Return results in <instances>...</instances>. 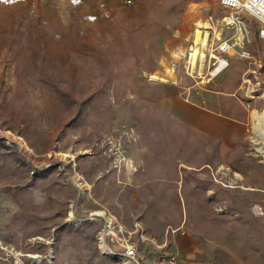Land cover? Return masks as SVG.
I'll list each match as a JSON object with an SVG mask.
<instances>
[{
  "label": "trees",
  "instance_id": "trees-1",
  "mask_svg": "<svg viewBox=\"0 0 264 264\" xmlns=\"http://www.w3.org/2000/svg\"><path fill=\"white\" fill-rule=\"evenodd\" d=\"M153 1L152 7L158 0ZM177 1L181 4L179 10H184L188 0ZM71 3L70 20L66 23L57 14L41 19L37 8L24 0H0V44L10 45L15 53L21 87L33 91L40 100L48 99L44 104L28 105L16 132L37 151L46 152L57 145L59 150H79L76 170L92 185L93 198L112 210L117 203L132 204L138 220L149 210L163 206L171 211L173 229L179 227L177 222L189 225L188 217L197 216L201 220L199 227L209 234H219L232 219L247 218L253 194L219 185L213 177V171L222 163L224 141L188 128L165 112L154 111L151 102L137 107L135 102L131 108L137 122L134 126L150 150L144 154L148 167L145 171L139 168L136 176L143 185L149 183L153 193L140 195V203L135 199L137 187L119 181L109 167L107 144L102 141L113 134L115 104L123 97L125 102L131 101L121 83H134L141 71L155 70V31L167 28L168 23L151 14L148 7L133 17L124 11H116L112 18L98 15L94 22L103 37L97 40L82 27L92 0ZM51 116H55L54 124L48 126ZM5 139L0 137V161L2 150L7 149L5 154L12 157V162L4 161L0 174L14 175L7 181L5 192L20 207L11 216L8 228L22 233L23 240L53 237L58 261L63 248H75L79 251V264H121L117 258L99 251L97 221L66 220L70 198L77 188L70 184L71 194L66 197L60 169L63 161L34 169L28 157L6 145ZM226 162L233 170H239L237 165H246L250 183L264 188V164L246 151L245 142L239 141L230 150ZM16 170L23 175L19 176ZM257 178L261 180L255 181ZM38 187L46 192L50 203L47 210L34 202L33 189ZM212 188L213 196L208 194ZM177 200L185 203V211L178 209ZM216 203H224L228 211L216 213ZM42 246L46 251L45 243ZM114 248L121 249L116 245Z\"/></svg>",
  "mask_w": 264,
  "mask_h": 264
},
{
  "label": "rangeland",
  "instance_id": "rangeland-1",
  "mask_svg": "<svg viewBox=\"0 0 264 264\" xmlns=\"http://www.w3.org/2000/svg\"><path fill=\"white\" fill-rule=\"evenodd\" d=\"M24 1L33 4L43 20L48 11H55L54 15L57 14L66 23L70 20L71 0ZM154 2L153 0H92L86 9L88 19L82 23L85 32L97 40L103 37L99 26L94 22V17L98 15L112 18L116 11H124L128 16L133 17L144 7H148L151 14L164 18L168 23L167 28L155 31L157 39L155 70L141 71L134 79V83L127 81L121 83L122 87L126 88L125 96L131 101L125 102L123 97L115 104L113 134L106 136L102 141L103 145L107 144L106 155L110 159L109 167L114 169L119 181L137 187L135 199L140 203H142L140 195L153 193L150 184L143 185L136 176L139 168L145 171L148 167L144 154L149 153L150 150L142 134L134 126L137 122L131 108L135 102V107L151 102L154 111L165 112L184 122L188 128L196 129L212 139L221 138L224 141L222 163L213 171V177L219 185L242 194L248 192L253 194V201L246 214L247 218L232 219L219 234H209L204 228L199 227L201 220L197 216L188 217L189 225L184 221L177 222L180 224L179 227L173 229L171 211L163 206L149 210L142 220H138L139 216L133 214L136 209L132 204L117 203V208L112 210L93 198L92 185L76 170V154L79 150H59L57 145L46 152L37 151L16 132L21 126L23 113L28 105L38 102L44 104L48 99L40 100L33 91H26L21 87L16 75L15 53L10 45L2 44H0V137L6 138L4 140L6 145L28 157L34 169L50 165L54 161H63L60 169L66 197L71 194L68 188L70 184H74L77 188L75 196L70 198L66 220L69 216L70 218L75 216L77 219L87 218L92 212L105 210L117 218L125 229L136 230L128 235L136 241L140 264H146L148 260L152 261V264H172L169 260L173 255L178 259L176 264H181V259H185L186 264H264V188H260L261 185L258 183H250L246 165H237L239 170H233L226 162L230 150L239 141L245 142L246 151L254 156L260 154L262 158L261 154L264 150V143H258L255 135L257 130L264 133L254 126L255 111L264 109V49L257 34V22L242 11L233 12L224 8L219 0H188L182 11L179 10L181 4L177 0H158L157 5L155 3L152 7ZM237 18L247 24V30L239 28L241 25L239 21L238 29L236 26L226 28V20L231 23L233 19L237 21ZM198 21L208 22L212 27L201 28L204 33L209 31V36L206 45L200 43L197 46L200 53L194 67L192 61L188 62L190 59L188 52L190 46L194 44V32ZM247 32L249 41L245 40L244 43L253 52L254 57L249 60L243 59L240 46L236 44L228 54L229 64L222 72L211 78L210 45L214 43L216 47L223 38L232 40L236 37L241 41ZM108 36L111 37V34ZM192 55L193 51L191 60ZM194 105L204 106L217 116L209 118L207 116L210 112L207 111V115L202 114V117L197 113ZM54 118L55 116H51L46 124L52 126ZM199 123L205 125L204 128H200ZM6 152L7 149L2 150L0 165L4 161L12 162V157L7 156ZM16 171L19 176L23 175L21 170ZM235 172L240 173L242 178L234 174ZM32 174L33 170L30 172V175ZM13 178L14 175L11 173L8 176L0 174V195H8L5 192L7 181ZM257 180L261 179H255ZM239 184H243L245 188L232 187ZM58 189L57 187V191ZM214 193L215 188L208 192L211 196ZM64 197L65 195L61 196ZM10 199L13 200L11 196ZM33 199L43 210H47L46 207L50 205L46 199V192L40 187L33 189ZM177 207L186 210L185 203L179 200ZM214 207L218 214L228 211V206H224V203H216ZM253 207H261L262 212L255 213ZM71 211L73 215L70 214ZM186 216L187 214L184 213L185 218ZM175 217L179 218V214L176 213ZM97 222L102 224L100 218ZM6 228L8 232L6 236H0V264H19L17 251L40 255L30 258L24 256L25 264H62V260L56 259L53 237L36 236L23 240L22 233L12 232L8 226ZM185 234L191 235L195 243L196 252L191 251L189 255L184 251L185 249L178 251L172 249L176 238ZM44 243L47 246L46 251H43ZM28 250L30 252H27ZM99 251L109 257L101 249ZM49 253L53 254L51 263L48 261ZM83 253L87 254V251L84 250ZM41 259L42 261L38 262ZM117 259L123 264L121 259Z\"/></svg>",
  "mask_w": 264,
  "mask_h": 264
},
{
  "label": "built area",
  "instance_id": "built-area-1",
  "mask_svg": "<svg viewBox=\"0 0 264 264\" xmlns=\"http://www.w3.org/2000/svg\"><path fill=\"white\" fill-rule=\"evenodd\" d=\"M219 3L221 6H223L226 9H231L233 12H240L247 14L254 20H256L258 25L257 34L261 41V44L264 49V0H219ZM240 19L237 18V21L233 19V22H228L226 20V28H234L235 26L238 29V21ZM245 28L247 29V24L244 23ZM224 30V28H222ZM248 38V39H247ZM245 40L249 41V33L247 32L241 41L236 39L234 37L232 40L230 38H223L220 40L219 44L215 47L214 43L210 45V53H209V59L212 66H210V77L213 78L216 75H218L220 72H222L226 66L229 64V57L228 54L232 47H234L236 44L240 46V53L243 59L249 60L254 57V54L251 50L248 49V47L245 45ZM243 42V44H241ZM192 46H190V50L188 52L189 54V60L188 62H191V53H192ZM199 57V56H198ZM206 60V59H205ZM198 61V58H197ZM196 61V63H197ZM203 66V65H202ZM196 71V70H195ZM194 71V73H195ZM191 76H194L191 74ZM256 138L258 143H264V136L259 132L256 131ZM262 158L260 157V154H256L255 156L259 158L261 162L264 163V150L261 154ZM237 176H240L242 178L241 174L238 172H235ZM230 185V184H229ZM239 187V188H245L243 184L239 185H232V187ZM255 213H261L262 209L261 207H253ZM71 215H73V212H70ZM90 220H98L100 218L102 224L100 225V229L97 233V245L98 248L101 249L105 254H107L109 257H115L122 260L123 264H140V259L138 257V252L136 248V241L135 239L128 234H132L135 231H129L124 228L123 224L119 223L118 219L115 218L113 215L108 214L105 210L95 211L90 213V215L87 217ZM69 222L76 223L77 218L73 216L72 218H68ZM128 235V236H127ZM119 246L121 249L116 250L114 246ZM123 251V252H122ZM18 255V263L19 264H25L23 257H38L39 254H31V253H21L17 251ZM53 257V254L49 253L48 255V261L51 263V259ZM42 259L38 262H41ZM172 264L178 263V259L175 255H173L170 260Z\"/></svg>",
  "mask_w": 264,
  "mask_h": 264
},
{
  "label": "crops",
  "instance_id": "crops-1",
  "mask_svg": "<svg viewBox=\"0 0 264 264\" xmlns=\"http://www.w3.org/2000/svg\"><path fill=\"white\" fill-rule=\"evenodd\" d=\"M54 12L55 11L53 12L48 11V13H46V16L44 17V20H48L49 17L54 15ZM194 106H196L197 113H199V115L201 116L202 114L207 115L206 113L207 111L210 112V114L207 117L210 118L211 116L212 117L217 116L216 113L213 114L212 110H209L205 108L204 106H199V105H194ZM204 126L205 125L199 123L200 128H204ZM207 130L210 132H216L210 129H207ZM18 210H19V206L16 203H14L13 200L10 199V196L6 194L0 195V236H6V234L8 233L6 227H7V224L9 223V219L11 215L15 211H18ZM172 249L176 251H178L179 249H182V250L185 249L184 251H187L188 255L189 253H191V251L196 252V250H194L195 243H193L192 237L189 234L187 235L185 234L183 236L177 237ZM27 252H30V250H28ZM77 255H78V251H75L74 248H64L61 252L60 260H62V264H77L78 262ZM146 264H152V261L148 260ZM181 264H186V260L181 259Z\"/></svg>",
  "mask_w": 264,
  "mask_h": 264
},
{
  "label": "bare ground",
  "instance_id": "bare-ground-1",
  "mask_svg": "<svg viewBox=\"0 0 264 264\" xmlns=\"http://www.w3.org/2000/svg\"><path fill=\"white\" fill-rule=\"evenodd\" d=\"M239 22L241 23V25H239V28L240 29L241 28H245L244 23L241 20H239ZM211 27H212L211 24H209L208 22H205V21H198L197 22V28L195 29V32H194L195 33L194 44H193V47H192V49H193V55H192L193 59L191 61L193 63V66L196 65V61H197V58H198L199 53H200V49L197 47L198 44H200V43L202 44L203 43V45H206L207 40H208V36H209V31H206V33H204L201 30V28L209 29ZM254 117H255V120H256V123H255L254 126L264 133V109L261 110V111L256 110L255 113H254ZM262 135L264 136V134H262Z\"/></svg>",
  "mask_w": 264,
  "mask_h": 264
}]
</instances>
